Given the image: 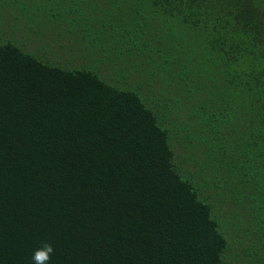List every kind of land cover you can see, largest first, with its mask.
Masks as SVG:
<instances>
[{"label":"trees","instance_id":"1","mask_svg":"<svg viewBox=\"0 0 264 264\" xmlns=\"http://www.w3.org/2000/svg\"><path fill=\"white\" fill-rule=\"evenodd\" d=\"M264 264V0H0V264Z\"/></svg>","mask_w":264,"mask_h":264},{"label":"clouds","instance_id":"2","mask_svg":"<svg viewBox=\"0 0 264 264\" xmlns=\"http://www.w3.org/2000/svg\"><path fill=\"white\" fill-rule=\"evenodd\" d=\"M53 253V245L47 241H42L40 246L33 250L31 256L33 264H48Z\"/></svg>","mask_w":264,"mask_h":264}]
</instances>
